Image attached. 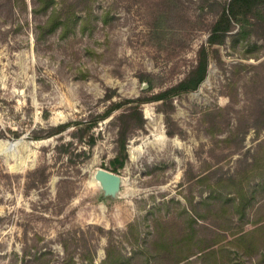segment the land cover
<instances>
[{
	"label": "rangeland",
	"instance_id": "1",
	"mask_svg": "<svg viewBox=\"0 0 264 264\" xmlns=\"http://www.w3.org/2000/svg\"><path fill=\"white\" fill-rule=\"evenodd\" d=\"M231 1L0 10V264H264V2L236 7L211 45ZM53 11L61 24L41 32ZM203 48L205 81L142 104L114 172L119 129L139 115L126 104L100 118L186 79ZM99 169L122 177L115 196Z\"/></svg>",
	"mask_w": 264,
	"mask_h": 264
},
{
	"label": "trees",
	"instance_id": "2",
	"mask_svg": "<svg viewBox=\"0 0 264 264\" xmlns=\"http://www.w3.org/2000/svg\"><path fill=\"white\" fill-rule=\"evenodd\" d=\"M54 1L55 0H34L33 16H39L41 13L49 12V10L54 8L53 7ZM253 1L258 3H254ZM19 2H22L24 5V0H2L0 1V10L4 11L6 4L10 3L11 5L10 12H12L14 7H16L17 4H19ZM263 2L264 0H232L230 3L231 12L228 14L224 13L220 17L215 28H213L212 30V35L209 39V43L211 45L222 44L224 42V38L226 34L232 30V24L230 18L232 16L239 15L242 10L246 9L250 11L251 8H253V6H256ZM238 6H240L241 11L239 10L236 12L234 9H236V7L237 9H239ZM47 14H46L47 16L46 20L43 23L37 24L36 28L39 29L41 32L48 29V26L51 28L50 29L51 32L53 29L57 28L58 23L62 22L58 17L55 16L56 11H53V13H51L50 15ZM208 69H209V60H208L207 50L206 48H203L201 52V58L198 61L197 66L193 69V71L189 74V76L186 79H184L177 85L171 87L170 89L162 91L149 99H141V98L128 99L126 101L116 103L110 108V110H108L107 113L104 114L103 117L100 118L101 120L108 118L113 114V112L122 108L126 104H134L135 106L131 109L129 114L136 113L139 115L138 125L136 124L134 126H130L125 124L121 126L119 129V133H118L119 150H118V155L113 163L114 172H117L120 169L124 168L127 163L128 160L127 145H128L129 136L134 132L133 130L145 128V121L143 118V114L139 111L140 106L148 102H160L162 104L171 103L176 96L197 91L201 86V84L205 81L208 74ZM68 127H70V124L59 126L57 129H55V131H53L49 135V137L64 132L65 130L68 129ZM94 142L95 141L93 140L92 146L94 145Z\"/></svg>",
	"mask_w": 264,
	"mask_h": 264
},
{
	"label": "water",
	"instance_id": "3",
	"mask_svg": "<svg viewBox=\"0 0 264 264\" xmlns=\"http://www.w3.org/2000/svg\"><path fill=\"white\" fill-rule=\"evenodd\" d=\"M14 144L9 150L13 149ZM95 181H99L103 186L106 196H115L122 185V177L119 174L104 169H99L95 173Z\"/></svg>",
	"mask_w": 264,
	"mask_h": 264
},
{
	"label": "bare ground",
	"instance_id": "4",
	"mask_svg": "<svg viewBox=\"0 0 264 264\" xmlns=\"http://www.w3.org/2000/svg\"><path fill=\"white\" fill-rule=\"evenodd\" d=\"M13 145H14V144H11V145L9 146V148H11ZM93 182H95L96 184H98V185L103 189L102 184H101L99 181H95V174H94V176H93Z\"/></svg>",
	"mask_w": 264,
	"mask_h": 264
}]
</instances>
